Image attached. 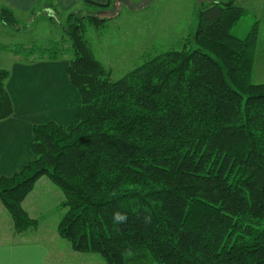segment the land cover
Returning a JSON list of instances; mask_svg holds the SVG:
<instances>
[{"label": "trees", "instance_id": "obj_1", "mask_svg": "<svg viewBox=\"0 0 264 264\" xmlns=\"http://www.w3.org/2000/svg\"><path fill=\"white\" fill-rule=\"evenodd\" d=\"M80 12L64 28L79 118L35 123L33 158L0 176L15 236L36 230L23 200L46 176L64 195L60 237L107 264H264V82L252 80L255 26L231 32L245 9L238 0L197 4L180 49L117 79L85 37L87 24L107 18ZM0 19L16 29L11 8L1 6ZM2 51L29 63L61 54L58 44ZM10 74L0 67V120L14 111ZM117 213L126 219L116 223Z\"/></svg>", "mask_w": 264, "mask_h": 264}, {"label": "crops", "instance_id": "obj_2", "mask_svg": "<svg viewBox=\"0 0 264 264\" xmlns=\"http://www.w3.org/2000/svg\"><path fill=\"white\" fill-rule=\"evenodd\" d=\"M35 1L1 0V6L15 9L18 25L19 21L23 20L19 16H30ZM79 1L53 0V3L66 8L71 4L72 6L78 4ZM91 1L101 4L107 2ZM46 7L47 11L51 12L50 8H54V5L48 3ZM35 60L29 63L22 55L0 52V67L9 68L11 71L6 87L14 107L9 117L0 120V176L15 173L33 158L30 144L35 123L48 120L68 123L76 122L79 118L80 97L67 78L69 59L60 60L64 65L62 68H59L58 60ZM263 67L264 60L257 61L256 46L252 71L255 82L264 79ZM256 78L259 80L256 81ZM63 197L61 190L42 176L23 200V207L31 217L36 218L38 215L31 210H36L37 207L50 210L48 205L61 204ZM62 215L63 210L59 213V218ZM58 222L48 225L43 220L41 223L39 221L36 232H28L27 235L17 237L14 234L11 216L0 202V264H107L99 254L71 249L68 241L61 239L56 231Z\"/></svg>", "mask_w": 264, "mask_h": 264}, {"label": "rangeland", "instance_id": "obj_3", "mask_svg": "<svg viewBox=\"0 0 264 264\" xmlns=\"http://www.w3.org/2000/svg\"><path fill=\"white\" fill-rule=\"evenodd\" d=\"M214 1L223 0H113L104 8H87L81 0L78 4L74 6L71 4L66 8L56 6L53 0H36L29 17L19 16L23 20L19 21L15 30L10 25L0 22V43H21L28 47L30 45L49 47L58 44L61 54L57 60L60 63L59 68H62L64 65L60 60L68 58L70 61L72 57L68 47L69 41L64 36L67 15L77 11H81V14L98 13L107 18L105 24L99 28L87 24L85 37L97 59L110 71V78L117 79L162 52L180 49L184 44V38L193 30L192 13L196 5L201 3L204 6ZM48 3L54 5V8H50L51 12L47 11ZM238 3L245 9V13L231 28V32L238 37H244L255 26L257 61L264 60V0H238ZM11 9L15 15V9ZM34 61L36 60L32 62ZM252 80L255 82L253 77ZM258 80L259 78H256V81ZM263 82L264 79L257 83ZM51 184L57 186L53 182ZM61 204L48 205L50 210L43 207L31 210L38 215L35 218L37 227L42 220L48 225L57 223L60 219L59 213L62 210L64 213L65 210ZM29 232L34 233L36 230ZM27 234L28 232L25 233ZM61 239L65 240L62 237Z\"/></svg>", "mask_w": 264, "mask_h": 264}, {"label": "clouds", "instance_id": "obj_4", "mask_svg": "<svg viewBox=\"0 0 264 264\" xmlns=\"http://www.w3.org/2000/svg\"><path fill=\"white\" fill-rule=\"evenodd\" d=\"M116 223H120L122 221H124L126 219V217L124 215H121L119 213H117L114 217Z\"/></svg>", "mask_w": 264, "mask_h": 264}]
</instances>
